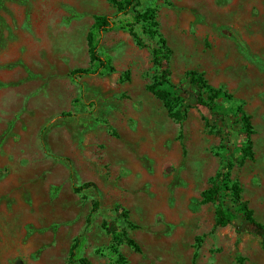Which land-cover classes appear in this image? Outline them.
<instances>
[{
  "label": "rangeland",
  "instance_id": "obj_1",
  "mask_svg": "<svg viewBox=\"0 0 264 264\" xmlns=\"http://www.w3.org/2000/svg\"><path fill=\"white\" fill-rule=\"evenodd\" d=\"M139 1L168 51L114 29L98 48L112 71L77 78L110 1L0 0V264H264V0ZM161 76L188 106L181 125L147 90ZM227 162L256 225L233 210L217 228L202 203Z\"/></svg>",
  "mask_w": 264,
  "mask_h": 264
},
{
  "label": "trees",
  "instance_id": "obj_2",
  "mask_svg": "<svg viewBox=\"0 0 264 264\" xmlns=\"http://www.w3.org/2000/svg\"><path fill=\"white\" fill-rule=\"evenodd\" d=\"M113 6L115 14L113 16H95L93 24L86 36V46L88 51L89 62L91 66H95L94 70L90 69H78L71 73L72 77L81 78L83 76L91 74H103L112 71V67L109 65L107 60L103 59L99 54V43L102 35L108 31L118 29L128 33L134 42L143 48L148 46L143 43L140 36L135 30V27L140 25L143 27L144 33L150 38L151 41L159 46V48L165 49L166 42L161 37L158 31V23L156 21V10L153 8L140 9L139 0H109ZM126 17V19H122ZM151 51L152 64L154 66L159 65V50L156 47H149ZM187 83L192 88H196L201 95H208V100L213 101L220 96L219 91L213 90L206 81L198 74L190 72L187 75ZM157 99H159L167 110L168 116L173 119L177 124L181 125L185 120L187 108H176V103L173 101L177 100L179 95V89L174 86L166 76H161L160 80L153 86L147 87ZM199 105L206 106V102L199 99ZM239 122L247 134L246 148L244 155L247 159H252L251 152V141L249 136L251 133L250 118L245 115L240 108L238 109ZM74 177L71 176V179ZM91 186V184H83L80 186H74V191L78 192L84 188ZM241 188L237 181L231 178L230 164L228 162L216 175L211 187L201 193L202 203L216 204L217 208L215 211V227L223 228L229 221L231 213L234 211L241 213L247 221L251 224L256 225L254 220L251 218V212L247 208L244 202L240 200ZM229 196V205L225 204L226 197ZM96 208V206H95ZM127 244L132 250L138 252V247L130 239H127ZM71 261L77 262L78 264H90L86 259L78 258L73 252L70 253ZM238 264H243L242 260H238Z\"/></svg>",
  "mask_w": 264,
  "mask_h": 264
}]
</instances>
